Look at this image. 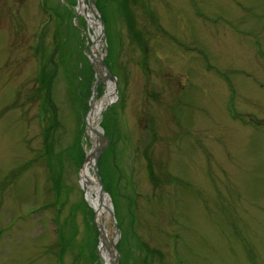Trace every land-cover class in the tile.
<instances>
[{"label":"rangeland","instance_id":"1","mask_svg":"<svg viewBox=\"0 0 264 264\" xmlns=\"http://www.w3.org/2000/svg\"><path fill=\"white\" fill-rule=\"evenodd\" d=\"M91 2L119 264H264V0ZM77 7L0 0V264H101L79 172L106 85Z\"/></svg>","mask_w":264,"mask_h":264},{"label":"bare ground","instance_id":"2","mask_svg":"<svg viewBox=\"0 0 264 264\" xmlns=\"http://www.w3.org/2000/svg\"><path fill=\"white\" fill-rule=\"evenodd\" d=\"M77 13L84 16L88 30H93L89 47L90 59L95 66L98 83H105L106 91L96 99L94 89L89 110L85 117V129L91 147L86 152V160L79 172V184L84 193V199L93 210L94 222L100 233L98 253L101 264H116L118 257V230L114 218V210L108 194L104 191L103 183L98 172V157L104 148L103 132L99 127L102 112L114 103L115 86L113 79L103 65L104 56L101 55L100 43L104 39L103 24L98 19L97 11L91 0H77ZM104 47V44H103ZM97 83V84H98Z\"/></svg>","mask_w":264,"mask_h":264},{"label":"water","instance_id":"3","mask_svg":"<svg viewBox=\"0 0 264 264\" xmlns=\"http://www.w3.org/2000/svg\"><path fill=\"white\" fill-rule=\"evenodd\" d=\"M92 3V2H91ZM90 2H89V4H91ZM103 65H104V67H105V69L107 70V68H106V66H105V64L103 63ZM108 71V70H107ZM108 73H109V77H111L112 78V76H111V74H110V72L108 71ZM97 85V84H96ZM118 230V229H117ZM116 264H119V257H117V260H116Z\"/></svg>","mask_w":264,"mask_h":264},{"label":"trees","instance_id":"4","mask_svg":"<svg viewBox=\"0 0 264 264\" xmlns=\"http://www.w3.org/2000/svg\"><path fill=\"white\" fill-rule=\"evenodd\" d=\"M73 102H74V103H75V105H76V101L74 100ZM53 118H55V115H53L52 119H53ZM53 123H54V122H53Z\"/></svg>","mask_w":264,"mask_h":264}]
</instances>
